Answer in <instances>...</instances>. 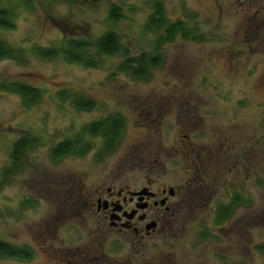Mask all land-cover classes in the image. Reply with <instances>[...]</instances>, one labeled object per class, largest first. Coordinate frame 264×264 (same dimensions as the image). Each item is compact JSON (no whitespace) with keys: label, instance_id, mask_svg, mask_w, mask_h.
<instances>
[{"label":"rangeland","instance_id":"obj_1","mask_svg":"<svg viewBox=\"0 0 264 264\" xmlns=\"http://www.w3.org/2000/svg\"><path fill=\"white\" fill-rule=\"evenodd\" d=\"M161 2L171 23L183 21L202 37L179 35L164 44L162 66L140 82L118 68L126 57L157 53V36L145 30L149 0H1L14 28L0 30V41L22 50V59L0 62V240L34 257L0 258V264H63L50 260L49 248L87 245L97 227L89 214L75 213L78 195L111 181L147 178L155 189L189 180L195 189L183 198L181 213L143 242L139 258L264 264V0ZM113 5L123 16L115 24L109 20ZM109 31L121 38L117 56L96 51ZM68 40L90 43L97 67L33 54L39 47L65 48ZM17 83L39 91L40 101L26 107L3 89ZM81 97L96 108L78 111L74 102ZM114 114L126 128L102 162L103 142L89 136L88 153L52 158L60 143L76 142L86 126ZM23 137L38 142L10 174L14 145ZM236 197L242 204L216 225L217 210ZM102 242L133 248L117 238Z\"/></svg>","mask_w":264,"mask_h":264},{"label":"trees","instance_id":"obj_2","mask_svg":"<svg viewBox=\"0 0 264 264\" xmlns=\"http://www.w3.org/2000/svg\"><path fill=\"white\" fill-rule=\"evenodd\" d=\"M149 3L151 6V14L146 21L145 30L157 36V53L154 56L143 53L138 57H126L118 68L119 73L124 74L134 81L140 82H148L151 78V71L157 70L162 66V57L159 51L164 44L173 42L179 35H182V38L185 40L193 38L200 39V37H202H198L197 31L194 30L195 33H193L188 30L183 21L171 23L166 15V10L161 0H149ZM122 18L120 7L113 5L110 9L109 20L115 24ZM13 28V14L11 11L2 8L0 0V30H11ZM95 47L99 55L109 57L117 56L121 52V38L116 33L109 31L99 39ZM90 49L91 44L88 42L68 40L65 48L57 50L39 47L33 50V54L39 59L46 60L63 57L68 63L94 68L97 67L98 62L93 59L89 52ZM21 59L22 50L15 49L8 43L0 41V62L4 60L21 62ZM3 89L19 95L23 99V104L26 107L36 105L41 99L39 91L23 84L17 83L9 86L7 85ZM60 97H65L64 93H61ZM74 106L81 112H92L96 108L95 102L85 97L76 100ZM125 125L124 118L119 114L110 115L107 118L91 123L84 128L81 137L76 142L65 141L64 143H60L53 150L52 158L58 161L68 156L84 155L88 153L90 149L85 145L84 137L89 136L102 140L103 144L97 158L98 161L102 162L104 156L110 155L118 147L126 128ZM37 142V140L32 138L23 137L15 143L10 174H16L21 169L24 155L30 148H33ZM241 204L242 200L236 197L231 204L221 206L217 210L216 225H222L228 221L235 212V208ZM262 249L264 251V248ZM33 257L34 255L31 250L25 248L21 249L0 240L1 259L28 262L31 261Z\"/></svg>","mask_w":264,"mask_h":264},{"label":"flooded vegetation","instance_id":"obj_3","mask_svg":"<svg viewBox=\"0 0 264 264\" xmlns=\"http://www.w3.org/2000/svg\"><path fill=\"white\" fill-rule=\"evenodd\" d=\"M155 185L151 178L144 183L111 181L78 195L75 213L89 214L96 219L97 227L87 245L49 248L50 260L61 259L63 264H149L143 255L139 258L143 242L153 238L163 225L181 213L183 198L195 189L191 180L177 188L155 189ZM109 238L127 240L133 248L128 250L118 243L107 246L102 241Z\"/></svg>","mask_w":264,"mask_h":264}]
</instances>
